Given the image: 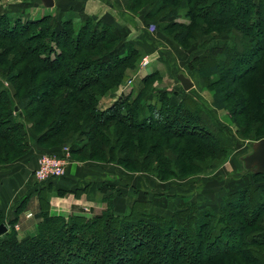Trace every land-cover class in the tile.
Masks as SVG:
<instances>
[{
	"label": "trees",
	"instance_id": "16d2710c",
	"mask_svg": "<svg viewBox=\"0 0 264 264\" xmlns=\"http://www.w3.org/2000/svg\"><path fill=\"white\" fill-rule=\"evenodd\" d=\"M126 4L132 14L148 8L144 18L177 44L211 36L203 57H193L188 69H196L200 80L214 87L210 101L215 111L239 114L229 105L236 89L244 112L250 110L251 124L264 126V0ZM178 16L186 22L176 21ZM73 20L0 14V166L30 150L26 124L40 148L53 139L66 140L73 160L82 156L84 161L116 164L160 182L184 178L176 170L183 159L197 173L201 161L222 165L230 148L212 112L184 90L178 101L173 99L177 92L166 90L149 96L157 72L142 79L135 95L122 94L100 108V99L134 70L141 51L94 15L77 28ZM176 29L182 32L173 40L168 34ZM219 37H226L224 45H207ZM18 104L23 113L17 116ZM170 139L182 145L175 165L163 155L162 143ZM142 151L147 152L140 159ZM52 153L61 157L62 149ZM246 172L251 182L224 196L217 210L181 202L167 219L148 213L146 203L117 214L113 196L104 194L110 185L99 188L106 208L88 217L52 216L47 197L40 194L35 234L20 237L16 217L7 220L12 227L0 236V264H264V175ZM4 222L0 212V224Z\"/></svg>",
	"mask_w": 264,
	"mask_h": 264
},
{
	"label": "rangeland",
	"instance_id": "374dc122",
	"mask_svg": "<svg viewBox=\"0 0 264 264\" xmlns=\"http://www.w3.org/2000/svg\"><path fill=\"white\" fill-rule=\"evenodd\" d=\"M95 2L96 1H91V4L92 5L95 4L97 7H100ZM52 10L53 8L45 9L41 4V0H0V14L6 13L12 19L19 16H22L24 19H34L36 17H40L48 14L52 15V18L55 19L56 15L53 16V13L55 14V12ZM181 18L182 17L178 16L176 21L183 22ZM65 19L73 20L76 18L73 17V15L69 14L68 16L64 17L62 20ZM62 20H57V21H62ZM73 21H74V27L75 28L79 27L80 22H78L77 19ZM178 30L179 29L170 30L168 35L173 39L176 36V34L182 32L181 30L180 31ZM165 35L167 36V34ZM208 40H212V37L211 36L204 37L200 35L196 38V40L190 39L188 44L187 43L177 44V42L175 43V40L174 41L170 40L171 44L169 45L171 48H167L169 46H165L166 50L168 49H170V51L172 50V53L169 52L172 58L173 55L174 56L176 55L177 57H175V59H180L179 66L175 67L176 69L174 68L175 70H172L170 72V75L166 74L165 71H162L163 67L160 66L157 63V61L154 59L148 58L149 60L148 65L143 67L142 59L148 56L144 55L141 49L139 48L141 51V55L137 58V64L134 70H128L125 73L126 76L124 80L121 82V84L118 87L114 88L112 92H109L105 97L100 99V102L102 104L100 108L106 109L107 106L115 102L116 99H118L122 94L135 95L139 91V88L142 84V79L147 75H149V73L157 72L155 71L157 70L155 68H159L161 72L159 73V79H155L154 81H152L149 87L151 91V93H149V96L150 94H152L156 97L157 93L164 92V90H166L169 93V95L178 91L177 92L178 97L173 98L174 101L176 100L178 101L180 97H183V88L180 87V84L178 83V79H176V75L177 72L178 73L185 72L190 76L191 78L190 80L194 82V85L192 86L193 88L187 92L188 95L199 101V103L203 105V107L206 110L209 109L212 112L214 123L217 129H220V131H222L221 137L222 136L225 137L224 141H226V143L228 144L227 147L230 148V154L227 156V158L224 160V162H222V165L220 166L214 165L209 161L199 162L200 173L195 172V169L193 168H188L189 164L186 163L185 159H183L181 160V163L176 168V170L180 171L181 175L184 178L170 179L167 180L166 182H160L159 180H157L156 177L147 174L128 173L116 164H109L113 168L114 181L109 183L112 184L110 185L112 186V189L107 188L108 190H106L104 194L113 196L112 203L114 204V209L115 207L117 208V206L118 207L123 206V212L119 213V215L124 214L134 205L136 206L137 204H142V203L144 204L146 203L147 205L146 211L148 213L163 219H167L168 217H170L171 213L177 209V207L181 204V202H191L194 204L196 203L200 206L201 209L217 210L224 196L237 191L238 189L246 186L251 182L252 178L250 177L248 172L244 171L240 158L246 155L250 151V145L252 142L247 140L257 139L264 136V126H262L260 129H257L251 124L252 122L249 119L250 110L248 113L244 112V108L241 107L239 103L240 94L236 93V89L233 86L229 87V89L231 90L235 89L234 91L235 93L231 91L232 96L229 99L230 100L229 105L230 108H235L239 114H235L233 116V114H231L230 110L228 111V109L221 110V112H217L212 108L210 97L214 92V87H208L204 81H201L200 78L198 77V74L196 73V69H191V70L188 69V63L191 62L193 57L196 56L197 58L199 57V59L203 57L204 46L206 45L205 42ZM225 43H226V37H219L207 43V45L222 46ZM186 48L188 49L184 50ZM154 61H156V64ZM171 86H173V88H171ZM5 87L6 89H8V92L12 96L14 94L12 85L7 83L5 84ZM116 93L119 95L118 97L116 96ZM154 100L155 98L152 97V102ZM235 105H238L239 107L238 106L235 107ZM15 112L17 113V116L21 115L23 113V106L20 104L15 106ZM255 121H259V120H255ZM49 128L50 127L47 126L43 130L37 131V134L41 135L44 131L46 132L47 130H49ZM237 130H239L240 135L237 134ZM24 131L28 136L30 150L26 154H24L23 157H18L13 162L9 163V165H12L18 160L22 161L25 157L29 155V153L36 156L37 153L34 152L35 150L33 151L32 146L37 150V152L38 151L41 152L38 155V159L44 155H50V156L55 155L54 153L52 154L49 153L52 151H56L58 149H62V153H63V149L67 148L68 146L65 143L66 140L64 141L59 139H53L51 140V142L45 143L43 145L44 148H40L36 146L35 143L36 136L31 132L27 124L25 125ZM74 138L77 137L75 136ZM156 138L159 139V136H157ZM176 143L177 142L175 139H170L167 145L165 143H162V145H164L165 147L163 151V155L166 156L168 159H170L173 165H175V163L178 161L177 158L179 156L182 146V145L176 146ZM0 147L1 149L3 147L1 143H0ZM173 147H175V149ZM146 152L147 151H142L141 154L139 155V158L141 159L142 157H144ZM75 159L77 160V162L80 161L83 162L85 160L84 157L82 156L76 157ZM70 160L73 159H71L69 154L68 164ZM0 162H2L1 159ZM96 163L107 165L100 162H96ZM9 165H4V166H9ZM57 179H61V178H57ZM33 180L36 181V179ZM54 181H56V179H54L53 182ZM49 184H52V182L46 185ZM101 207L102 209L99 208V210L96 209V211L89 210L87 209V207H85L82 209L83 212L82 215L88 217L90 215L96 214L102 211L103 209H105L106 205L103 204L101 205ZM84 209H87L88 211H85ZM114 211L118 213L116 209ZM28 213L26 214L28 215ZM57 216H61V215H57ZM2 224L6 226L7 230H9L12 227L8 224V221L6 219L5 222ZM14 227L15 229H17V225H14ZM17 232L18 234H20L18 235L20 237H24L27 234L28 235L35 234L33 233L35 232L34 230H30L28 233L25 234H21V232L19 231Z\"/></svg>",
	"mask_w": 264,
	"mask_h": 264
},
{
	"label": "crops",
	"instance_id": "0c3cea01",
	"mask_svg": "<svg viewBox=\"0 0 264 264\" xmlns=\"http://www.w3.org/2000/svg\"><path fill=\"white\" fill-rule=\"evenodd\" d=\"M91 1H96L95 3L100 7L92 5ZM126 5V0H53L52 11L55 12L53 13V16L56 15L55 20H62L69 14L75 16L78 22L84 21L90 15L96 16L104 23L112 25L118 35L133 41L144 55L156 60L163 67L162 71L170 75V72L179 66L180 61L175 59L176 55L172 54V58L169 53H172V50H166L165 46L171 48L170 40L163 32L157 30L155 23L144 18L148 8L132 14L127 10ZM181 19L185 22L183 17ZM156 61H154L155 64ZM155 69L158 74L161 72L159 68ZM180 74L191 79L185 72H177L176 79ZM190 81L194 85V82ZM116 96L119 95L116 93ZM99 104L102 106L101 102ZM32 149L37 153L36 156L29 153L22 161L18 160L9 166H0V212L6 220L16 217L17 229L21 234L28 233L30 230L36 232L40 194L47 197L52 215H61L66 218L71 214L82 215V209L85 207L92 211L102 209L101 198L104 196L99 188L101 185H112L109 184L114 181L111 165L70 160L64 178L52 181L49 185L40 184L33 180L32 173L38 166V155L41 152H37L33 146ZM115 209L118 211V213L115 211L117 214L123 212V206H117Z\"/></svg>",
	"mask_w": 264,
	"mask_h": 264
},
{
	"label": "water",
	"instance_id": "95a60500",
	"mask_svg": "<svg viewBox=\"0 0 264 264\" xmlns=\"http://www.w3.org/2000/svg\"><path fill=\"white\" fill-rule=\"evenodd\" d=\"M42 6L53 8V0H41ZM178 81L185 92L190 91L193 83L184 75H178ZM245 171H253L254 174L264 175V138L251 143L250 151L240 158ZM7 231L4 224H0V236Z\"/></svg>",
	"mask_w": 264,
	"mask_h": 264
},
{
	"label": "built area",
	"instance_id": "2783aa9c",
	"mask_svg": "<svg viewBox=\"0 0 264 264\" xmlns=\"http://www.w3.org/2000/svg\"><path fill=\"white\" fill-rule=\"evenodd\" d=\"M142 66L148 65V57L142 59ZM69 149H63V155L61 157L57 155H44L38 159V166L33 172V177L36 182L46 183L52 179L61 178L66 173V168L68 164ZM88 211L87 209H84Z\"/></svg>",
	"mask_w": 264,
	"mask_h": 264
}]
</instances>
